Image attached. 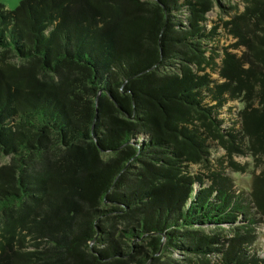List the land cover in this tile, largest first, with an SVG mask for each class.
Listing matches in <instances>:
<instances>
[{
	"label": "trees",
	"instance_id": "obj_1",
	"mask_svg": "<svg viewBox=\"0 0 264 264\" xmlns=\"http://www.w3.org/2000/svg\"><path fill=\"white\" fill-rule=\"evenodd\" d=\"M242 2L211 28L213 0L0 4V264H264V168L244 191L209 166L264 157V0Z\"/></svg>",
	"mask_w": 264,
	"mask_h": 264
},
{
	"label": "rangeland",
	"instance_id": "obj_2",
	"mask_svg": "<svg viewBox=\"0 0 264 264\" xmlns=\"http://www.w3.org/2000/svg\"><path fill=\"white\" fill-rule=\"evenodd\" d=\"M22 0H0V4L9 11L14 10L18 4ZM244 9V3L242 0H213V8L208 13L206 19V28H211L215 26V23L218 22H224V21H230L235 15L240 14L243 12ZM218 31H220V37H219V43L217 44L218 51L217 53L222 55L223 48L227 49L228 52L234 53L237 57L242 56L243 49H232V45H234L237 40L233 37L229 36L228 34H225V29L223 26H220L218 28ZM213 45V44H212ZM215 45V44H214ZM220 58V57H219ZM218 65H220V59L215 60ZM214 77H217L213 75ZM243 105L239 103L233 104L231 106L234 113L231 116H227L225 110L223 111V114L221 117L223 119H227V117L237 118V113L239 112L240 108H242ZM235 120H231L227 123V126H223L222 130L226 131L227 129L232 127V122ZM238 128V127H236ZM231 160L233 162L241 165L246 166L245 171H235L229 166V159L226 157V152L221 149L219 146L212 147L210 151V164L209 166L216 168L217 170L223 168L225 173L232 177L233 182L237 183V189H244V191H247L251 184L253 173L258 174L263 168H264V157L255 160L249 155L240 156V155H234ZM220 161V162H218ZM222 165V166H221ZM193 172H199L206 174V170H203L201 166H194L191 167ZM262 232V228L258 230V233ZM262 241V239H260ZM171 258L181 261L185 260L187 258L186 254H181L178 251L171 252Z\"/></svg>",
	"mask_w": 264,
	"mask_h": 264
}]
</instances>
